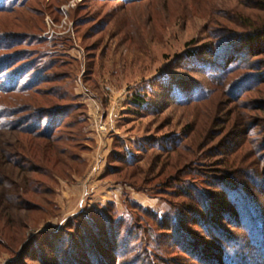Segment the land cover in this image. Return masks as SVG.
I'll return each mask as SVG.
<instances>
[{"label": "rangeland", "instance_id": "rangeland-1", "mask_svg": "<svg viewBox=\"0 0 264 264\" xmlns=\"http://www.w3.org/2000/svg\"><path fill=\"white\" fill-rule=\"evenodd\" d=\"M262 5L0 1V181L16 184L0 188V264H264L227 193L257 200L242 204L264 233V35L245 45ZM241 41V71L217 72L211 55Z\"/></svg>", "mask_w": 264, "mask_h": 264}, {"label": "trees", "instance_id": "trees-1", "mask_svg": "<svg viewBox=\"0 0 264 264\" xmlns=\"http://www.w3.org/2000/svg\"><path fill=\"white\" fill-rule=\"evenodd\" d=\"M0 1H2V0H0ZM7 9L8 8H5V7L4 8H0V12H4ZM260 9H261V11L264 12V5H262ZM245 28H246V30H248V38L245 39L246 40L245 45L246 46H249L250 48H252L253 46H251L250 42L253 43L254 37H257V36H259L261 34L264 35V26L263 25H260V24L258 25L257 23H255V24H247ZM245 40H244V42H245ZM241 45H244L243 44V41H241L238 44H236L235 47L234 46H226V47L220 49L219 51H217L215 54L211 55L210 60L211 61H214L216 63L215 70L217 72L223 73L224 75L227 74L228 77H229V76H232L234 73H238L239 71H241L239 69V67L236 65L238 63V61H240L238 64H241L242 63V56H241L242 55L241 54V48H242V46ZM259 53L260 52L258 50L257 51L255 50L253 53L250 52L249 55H248V59H245L243 62H245V64L247 65L248 60L249 59H252L253 57L254 58H257V56L259 55ZM262 56H264V53L262 54ZM254 63H258V62H254ZM227 65L228 66L230 65V67H228V68L225 67ZM233 67H235V68H233ZM244 67H247V66H244ZM21 80H22V78H21ZM21 80H19V81H21ZM257 80H258L257 82L261 81V83L264 84V80L263 81L262 80H259V79H257ZM14 81L16 82V80H14ZM226 81L227 80L225 79V83H226ZM225 83H224V85H225ZM237 86H239V84ZM19 87H20V84H17V85L15 84V86L12 88V91H18L19 90ZM26 87H29V86H26ZM234 89L235 88H233V89L231 88V90L229 91L230 95L235 94L234 93ZM20 90H21L20 92H26V90H23L22 88H20ZM11 93H14V92H11ZM169 95H172V97L174 98L173 99V104H182V103L185 104V102L186 103L187 102H193V101H196L197 99H199V100L202 99V97H200V96H197L198 98L196 96L195 97L193 96L192 99H190V98L188 99L187 98V99H185L183 101H180V99L178 98L179 97V94L176 96L174 90L171 92V94L169 92ZM47 116H49L47 123H49L50 126L55 125V123L56 122H59L60 119H61V116L58 113H54V114L53 113H48ZM29 135H31V134H29ZM39 136H40L39 139H43V140L47 141V143H51L52 142L53 134H51V133H49L47 131H44V133L43 134H40ZM181 146H182L181 143L176 144V147L172 148L171 149V152H174V150L176 151V150L180 149ZM51 150H54V148L52 147ZM29 152H30V150H29ZM47 158L48 157H46L45 155L44 156H41V161L40 160L39 161H34V163L35 164H38V165L39 164H42L41 162L47 161ZM124 159H123V161H124ZM180 163L181 162H179V164ZM184 163H185V166L190 165L191 164L190 163V158H187V160L185 159V162ZM127 164H128L127 165L128 167L130 165H132L131 162H129ZM112 170L113 169H111V171ZM20 171H22V170H20ZM116 171L117 170H115V172ZM27 173H30L29 175H44L43 172H42V170H41V168H36V167H32L31 170L27 171ZM32 177L33 176H24V181H25L24 186L23 185H20L19 186V189H22V191H24L25 193L28 192L30 194H33V195H37L38 196L39 190H40L41 186L35 188V185L36 184L38 185L40 183L38 182V183H35V185H33L32 182L34 181V178H32ZM1 181H0V188H3L5 186L4 187L5 192L11 186L16 185L14 183L13 185L10 184L11 186L10 185L8 186V184H4V181L3 182H1ZM224 186H225V188L228 187L226 184H224ZM13 188H15V186H13ZM231 190H232L231 193H229L227 191V193L232 197V199H230L231 200V202H230L231 207H233L232 208L233 209V212L231 211V215L232 214L233 215L235 214L237 216L232 222L235 223L236 225H239L240 227H244L245 229H249V226H250L252 229L256 230L255 233H257V235H261V237H263L262 235L264 233L260 229V228H263V222H262L261 216H259V213H257V211H256V214L257 215L254 218V222L252 221V217H251L252 216L251 212L254 209L253 206L256 205L257 200H255L253 202V199L250 196H248L247 194H245L243 196L240 195L239 197L234 196L236 193L237 194L241 193L240 188H236L235 190L231 189ZM3 197H5L4 199L6 200V202L8 203V205H9V207L11 209L13 208V209H16V210H20V208H21V202H20L21 201V197H20V195L18 197L16 196L17 199H18V201H17L18 204H16L17 202H15V200L13 198H11L10 196H8V195H3ZM244 201H250L253 204L252 207L249 206L250 211H249L248 208H246L245 206H243L244 204H242V203ZM30 204H31V202H28V200H25L24 201V205L23 204L22 205L23 206H25V205L26 206H29ZM257 209H259V207ZM222 211L225 212V213H227V210L224 207L221 208V212ZM250 217H251L252 224H251V222L249 220ZM260 220H261V222H259ZM257 235H255V238H257L256 237ZM255 238L252 237V238H249V239L252 242L253 241H258ZM259 243H260V246L258 248V251H263V253H264V242H263V238H262L261 241L258 242V244ZM235 247H237V246L235 245ZM246 264H248V263H246Z\"/></svg>", "mask_w": 264, "mask_h": 264}]
</instances>
